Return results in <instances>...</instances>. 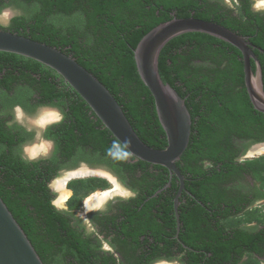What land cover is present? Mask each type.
<instances>
[{"label": "trees", "instance_id": "trees-1", "mask_svg": "<svg viewBox=\"0 0 264 264\" xmlns=\"http://www.w3.org/2000/svg\"><path fill=\"white\" fill-rule=\"evenodd\" d=\"M239 3L240 15L233 17L231 11L218 8L216 3L211 4L208 0H9L0 5V9L13 5L22 8L24 14L14 17L9 28L0 27V30L24 36L71 56L110 92L138 138L151 148L163 149L166 138L156 116L154 100L137 74L133 50L147 32L174 16L213 22L241 36H254L260 31L261 42L253 40V43L264 49V27L256 26L254 19L257 15L249 11L244 0ZM222 48L240 55L236 48L221 40L201 33H187L170 40L158 59L161 80L184 99L191 117L189 143L176 162L184 177L185 188L178 204L179 239L188 247L182 255L184 264H260L257 256L262 255L258 243L264 239H252L262 236V232L248 233L236 229L233 233L245 239H221V236L233 234L224 233V227L220 226V233L212 232L220 239H194L208 235L212 229L209 221L226 220L241 210L233 213L221 209L228 205L218 193L222 190L219 185L226 171L249 174L264 186V155L235 165L232 157L236 153H224L219 142L220 138L233 132L226 119L238 122L242 111L237 103L241 94L238 90L223 89L227 83L225 78L239 77V83L243 80L242 63L231 64L235 59L229 58ZM2 68L6 69V78L0 81V88L11 91L12 82L23 85L40 95L38 104L57 107L64 113V120L46 134L55 142L56 153L62 161H69L68 166L72 167L83 161L104 165L123 181L127 180L126 175L132 181H147V193L144 194L146 190L139 187L136 199L130 202L164 204L162 220L166 229L162 235H157L164 239L174 237L173 200L179 188L175 176L166 190L152 197L169 181L168 171L130 156L58 74L31 59L0 52V71ZM229 93L238 94L237 98H232V105L225 100L226 97L231 99ZM243 93L247 99L245 91ZM196 99L202 104L197 105ZM207 100L213 103L207 105ZM19 103L23 105L22 101ZM24 106L30 110L28 105ZM248 108H251L250 104ZM210 113L214 119L209 124L216 128L215 131L205 128L208 124L205 114ZM197 116L199 120L195 123ZM52 130H55L53 135ZM236 135L242 134L236 132ZM17 142L22 140L12 139L0 121V148L6 145L4 150L0 149V198L43 264H116L112 255L99 251L98 241L95 244L92 239L81 238L77 232L78 219L73 218L74 211L81 207L87 194L108 188V184L99 179L71 181L67 184L72 192L66 201L67 210L59 211L52 205L55 194L49 188L50 182L57 177V165L47 161L28 162L15 156L12 146ZM227 145L230 147L229 141ZM203 160H210L213 167L204 169L200 165ZM219 163L221 166L218 167ZM246 218L248 221L261 220L250 213ZM245 254L247 259L241 261Z\"/></svg>", "mask_w": 264, "mask_h": 264}, {"label": "flooded vegetation", "instance_id": "flooded-vegetation-1", "mask_svg": "<svg viewBox=\"0 0 264 264\" xmlns=\"http://www.w3.org/2000/svg\"><path fill=\"white\" fill-rule=\"evenodd\" d=\"M8 1L9 0H0V5L6 4ZM208 1L211 4L216 3L218 8L223 7L226 9V11H231L230 15L233 17H239L240 15V12L237 9V7L241 5L239 3V0H234L236 8L229 7V5H227L223 0H208ZM244 1L248 6L249 11L257 15V17L254 19V21L256 22V26L264 27V3L255 5L254 0H244ZM7 7L10 6L1 8L0 12ZM13 18L14 17L12 16L9 19L8 24L6 26H0V27L3 29L9 28L11 25V20ZM242 37L247 42L250 43L251 50L256 56L257 62L251 60L250 64L253 72L255 73L257 67H259L260 69L261 74L259 80L262 91L264 93V74H263L264 59H259L256 55L257 53L259 56L264 58V49L258 46L257 44L253 43V40L258 43L261 42L262 32L258 31L256 32V34H254V36L245 35ZM256 38H259V40H257ZM222 50L224 53H226V55L229 58L235 59L234 63L231 64L236 63L238 65V63L241 62L243 68V60L241 54L239 56H236L234 52H230L225 48H222ZM5 71H6L5 68L0 71V81L3 80V78H6ZM225 80L227 83L222 86L223 89L227 91L233 89L234 92L238 90L239 93L241 94L239 98L238 94L229 93L231 99L228 100L227 97L225 98L227 104L232 105V101H233L232 98L238 97L239 101L237 103L242 107V111L239 113L240 118L238 119V122H234V121L231 122L228 121V119H226L227 122H230L231 130L233 132L229 134L227 133L225 136L220 138L219 142L221 147L223 148L224 153L226 154H231L232 152L236 153V155L232 157L233 163L235 165L236 164L241 165V164H245L248 161H252L254 159L260 158L264 154L263 153L261 155H256V153H253L257 147L264 146V114L256 111L253 108L246 92V88L244 85V77L242 83H239L238 81L239 77L230 76L225 78ZM12 86L13 87L11 91H7L5 89L0 88V98H1L0 121L1 123H3L4 128L9 132V134H11L12 139H14L15 141L16 140L18 141L19 139L22 140L21 143L17 142L15 145L12 146V153L24 161H28V162L47 161L49 163H53L52 165H57L58 168L56 172L57 176L65 170L74 168L72 166H68L70 164L69 161L68 162L62 161V159L56 153L55 142L52 139L46 137L48 130H50L51 127L57 124L50 125L47 128V130L43 133L45 139L52 142L50 147H46V149L42 150L43 152H46V154H42L41 151L38 153L37 155L38 158L35 160H28L26 158V156L23 153V147L33 143L32 133L25 130V128L27 127L25 125L21 126V124H17L14 122L12 127H9L8 125L9 122H12L14 119L15 113L13 112V108L15 106L17 105L22 106L23 111L30 114L34 112L38 108V106H40V104H38L40 95L35 92L32 93L27 87H24L23 85L20 84L17 85L14 82H12ZM243 91H245L248 100L245 99ZM19 101H22L23 105H21ZM246 101L247 103L249 102L251 106L250 109L248 108L249 104H246ZM195 103L197 105L198 104L201 105L202 101L196 99ZM212 103L213 101L211 100H207L205 102V104L207 105L209 104L211 105ZM24 104L28 105L30 107V110H27ZM201 111L204 112L203 110ZM222 114H225L226 116L230 117V114H227L226 112H222ZM213 119H214V115L212 117V113L205 114V120L206 123H208L206 124L207 126H205V128L209 131H211V129L213 131L216 130V128L211 127L212 124L211 125L209 124L211 123V121H213ZM198 120L199 118L197 116L195 118V123ZM230 120L232 119L230 118ZM54 131L55 130L51 131L52 135ZM219 132L220 129L218 130V133ZM236 132H240L242 135L241 136L236 135ZM228 141L230 147L227 145ZM5 146L6 145H1L2 148L0 149L4 150ZM33 146H40V144ZM6 153H8L7 148H6ZM81 163L84 164L82 165V168H86L90 170H100L97 169L96 168L97 166L93 164H89L84 161ZM212 164L213 163H211L210 160H203L202 162H200V165L206 170L211 169L213 167ZM219 166H221L220 163L218 164V167ZM104 168L106 171L103 170L100 171L108 174L111 177V180L115 181V183H117L120 189H122V191L125 193L121 195L120 194L114 195L108 198L109 200L105 204L100 205V207L96 209L92 207L87 209L85 207L86 210L83 217H79L74 213L73 218L78 219L77 232L81 235V238L92 239V241L95 244L96 241H98L99 251L101 253H108L109 255H112L116 260V264H184L185 260L182 259V255L185 251L188 250V247L184 243H182V241L179 239V233L177 238L175 233L174 237H168L167 239H164L160 235H157L158 233L162 235V233H164L166 229V224L162 220V216L166 208L165 205L162 203L138 205L136 203L130 202L131 200L136 199L137 191L139 187H141V190L143 188L146 190L144 194L147 193L148 182L146 181L145 183L144 182L141 183L139 181H132V178H130L128 175H126L128 177L126 178L127 180L123 181L116 173H114L111 170V168H109L108 166H104ZM75 170L77 169L75 168ZM75 170L72 169V171ZM64 173L66 174V172ZM79 179H99V180H103L108 184V188L105 189L99 188L96 189V191L97 190L104 191L108 189L111 190L113 188V183L109 178L105 176L89 175L83 178H77L72 180H79ZM221 179H223V181L221 182L219 187L222 188V190L219 191L218 193L228 202V205L222 206L221 209L227 211L230 210L233 213H235L237 209H241V210L239 213H237V215L232 217L230 216L231 218H228L226 220L209 221V228L211 226L212 229L208 232V235L197 236L194 239H204V240L209 239L208 241L214 238L215 239L216 238L245 239L244 237L237 236L233 233L236 229H241L242 231L248 233L261 234L262 232V236H255L252 239H264V224L261 225V223H257L254 220L245 223H239L237 225H232L230 223V220L234 218H239V217L245 218L247 213L253 214V216L259 218V215L261 213L260 208L262 202L264 201V197H263L264 186H262L259 181H256L251 175L246 173H241L240 175H238L230 171H226L224 173V176L221 177ZM70 181H68L67 183H69ZM210 184H212L211 186H213L214 184L213 181L210 182ZM54 190L51 189V191L55 194L57 190L55 188ZM148 199H146L145 201H147ZM56 200H55V204H56ZM53 203L54 200L52 201V205L57 210L59 211L67 210V207L63 209V207H60L57 204L55 206ZM57 206L60 207V209L57 208ZM65 206H66V202H65ZM213 214L214 213L211 211L210 215L213 216ZM73 222L74 220L71 223L73 224ZM220 226L224 227V233L231 232L233 235L229 237L221 236L220 238L213 236L212 232H216V234L220 233L221 230ZM168 232H170V229H168ZM132 239H137V241H133ZM258 246L262 251V255L257 256V260L259 261L260 264H264V241L258 243ZM208 256H210V254H208ZM247 257L248 256L246 254L243 255L241 261L246 260Z\"/></svg>", "mask_w": 264, "mask_h": 264}, {"label": "water", "instance_id": "water-1", "mask_svg": "<svg viewBox=\"0 0 264 264\" xmlns=\"http://www.w3.org/2000/svg\"><path fill=\"white\" fill-rule=\"evenodd\" d=\"M187 33H201L221 40L236 48L243 60V77L247 95L253 108L264 114V93L260 84V69L256 73L250 61L257 62L251 45L242 36L227 28L194 17L175 16L147 32L133 50L137 74L150 92L158 122L166 138L163 149L144 144L136 135L121 107L98 79L80 66L71 56L60 50L21 35L0 30V52L19 55L36 61L58 74L89 107L105 129L136 160L165 168L169 181L152 197L166 190L172 177L179 182L173 200L176 238L180 221L179 198L184 191V177L176 162L186 150L191 134V117L185 101L168 84L163 83L158 71V59L163 47L173 38ZM258 66V64H257ZM54 190V189H53ZM55 191V190H54ZM55 206V201L53 203ZM57 208H60L57 206ZM0 264H43L31 242L0 198Z\"/></svg>", "mask_w": 264, "mask_h": 264}, {"label": "clouds", "instance_id": "clouds-1", "mask_svg": "<svg viewBox=\"0 0 264 264\" xmlns=\"http://www.w3.org/2000/svg\"><path fill=\"white\" fill-rule=\"evenodd\" d=\"M13 112L15 113L14 119L12 122H9L8 126L12 127L13 122L24 126V122H26L28 127L25 130L32 133L33 143L40 142L41 150L50 147L52 144L51 141L45 139L43 133L50 125L59 124L64 120V113L60 109L50 105L38 106L36 112L32 115L24 112L22 106L19 105L13 108ZM23 153L28 160L38 158L37 150L31 146L23 147ZM42 154H46V152L42 151Z\"/></svg>", "mask_w": 264, "mask_h": 264}, {"label": "bare ground", "instance_id": "bare-ground-1", "mask_svg": "<svg viewBox=\"0 0 264 264\" xmlns=\"http://www.w3.org/2000/svg\"><path fill=\"white\" fill-rule=\"evenodd\" d=\"M33 148H35L37 150V155L39 152H41L42 150L40 149V146H33ZM253 153H256V155H261L264 153V146H260L257 147ZM105 176L107 178H109L111 180V177L106 174L105 172H102L100 170H90V169H86V168H80L77 169L75 171H70L67 172L61 179H58L55 184H54V188L58 191V198L56 200V204L58 206L63 205L69 198L70 196V191L68 189H66V185L67 182L69 180L72 179H77V178H83L86 176ZM111 182L113 183V188L111 190H104L100 193H93L91 196H89L86 201H85V205L86 208L89 209L91 207H95L98 206L100 203H102L103 201H105L106 199L114 196V195H118V194H124L125 192L122 191V189H120L119 185L117 183H115L113 180H111Z\"/></svg>", "mask_w": 264, "mask_h": 264}, {"label": "rangeland", "instance_id": "rangeland-1", "mask_svg": "<svg viewBox=\"0 0 264 264\" xmlns=\"http://www.w3.org/2000/svg\"><path fill=\"white\" fill-rule=\"evenodd\" d=\"M227 5H229V7H235L236 8V5H235V3H234V0H223ZM261 3H264V0H254V4L255 5H259V4H261ZM261 9H263V8H261ZM24 14V10L22 9V8H20V7H16V6H10V7H7V8H5V9H3L1 12H0V26H6L7 24H8V21H9V19L13 16V17H17V16H21V15H23ZM37 110V109H36ZM36 110L34 111V112H32V113H30L29 115H32V114H34L35 112H36ZM24 125L25 126H27L28 127V125H27V123L26 122H24ZM37 144H40V142L39 141H37V142H35V143H32V144H30V145H26V146H32L33 147V145H37ZM264 155V154H263ZM81 163V162H80ZM78 164L77 166H74V168H72V169H74L75 170V168L76 169H78V168H82V165H84V164ZM95 166H97L96 168L97 169H100V170H103V171H106L105 170V168H104V166L103 165H95ZM72 169H69V170H65V171H63V172H61L56 178H54L51 182H50V184H49V188L50 189H54L53 187H54V184H55V182L58 180V179H61L64 175H65V173L64 172H69V171H72ZM70 181V180H69ZM73 181V180H72ZM71 182V181H70ZM69 182V183H70ZM115 182V181H114ZM69 183H67V184H69ZM114 186V185H113ZM66 189H68L67 188V185H66ZM109 190V189H108ZM70 191V190H69ZM100 192H102V191H99V190H95L94 192H92V193H89V194H87L86 195V197L82 200V205H81V207H79L78 209H76L75 211H74V213L77 215V216H79V217H83L84 216V214H85V210H86V205H85V201H86V199L89 197V196H91L93 193H100ZM58 191L55 193V198H54V201L57 199V197H58ZM70 195H71V192H70ZM70 197V196H69ZM109 199H106L105 201H103L102 203H100L98 206H95V207H92V208H98V207H100V205H103V204H105L107 201H108ZM60 207H63V209H65V203L63 204V205H61ZM60 209V208H59ZM261 213H260V215H259V218L261 219L260 221H256L257 223H261V225L262 224H264V201L262 202V205H261ZM245 222H248V220H247V218L245 217V218H243V217H239V218H234V219H232V220H230V223L232 224V225H237V224H239V223H245Z\"/></svg>", "mask_w": 264, "mask_h": 264}]
</instances>
